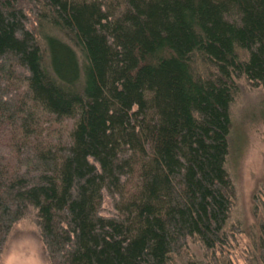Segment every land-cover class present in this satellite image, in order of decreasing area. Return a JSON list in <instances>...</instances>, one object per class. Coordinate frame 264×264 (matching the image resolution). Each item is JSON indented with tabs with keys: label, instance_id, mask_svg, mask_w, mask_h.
Listing matches in <instances>:
<instances>
[{
	"label": "trees",
	"instance_id": "obj_1",
	"mask_svg": "<svg viewBox=\"0 0 264 264\" xmlns=\"http://www.w3.org/2000/svg\"><path fill=\"white\" fill-rule=\"evenodd\" d=\"M240 80L264 0H0V256L33 211L50 264H231Z\"/></svg>",
	"mask_w": 264,
	"mask_h": 264
},
{
	"label": "rangeland",
	"instance_id": "obj_2",
	"mask_svg": "<svg viewBox=\"0 0 264 264\" xmlns=\"http://www.w3.org/2000/svg\"><path fill=\"white\" fill-rule=\"evenodd\" d=\"M231 122L227 168L236 196L229 226L236 232L233 241L224 248L223 257L231 264H251V237L247 233L256 232V219L261 216L260 202L264 200V85L254 87L246 81H239V91L231 106ZM112 212L111 199L106 197L103 216H110ZM200 252L199 245L189 241L187 248L174 261L195 259ZM0 264H50L33 211L13 226L0 256Z\"/></svg>",
	"mask_w": 264,
	"mask_h": 264
}]
</instances>
